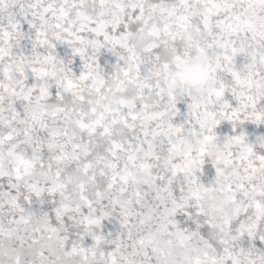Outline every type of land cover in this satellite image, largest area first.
I'll return each mask as SVG.
<instances>
[{
  "label": "snow or ice",
  "instance_id": "6c2138e0",
  "mask_svg": "<svg viewBox=\"0 0 264 264\" xmlns=\"http://www.w3.org/2000/svg\"><path fill=\"white\" fill-rule=\"evenodd\" d=\"M238 4L243 6L240 12ZM127 5L120 9L123 18L113 17L110 29L105 24L87 27L102 40L69 33L96 50L93 91L99 98L86 101L79 96L85 107L92 105L91 119L84 110L71 119L63 96L47 85L11 92L18 119L6 138L20 140L36 159L47 158L50 171L55 160L69 174L65 182L57 168L46 191L29 186L33 194L27 201L15 194V185H9L13 191L0 193V264H168L150 231L161 205L163 215L195 230L192 235L203 245L188 264H234L229 248L223 249V258L216 255L229 239H241V253L255 251L264 257V186L255 179L264 169V155L256 158L259 166L249 159L255 155L254 145L247 117L241 118L242 110L251 107L256 109L250 113L252 123L264 124V0H127ZM85 28L81 25V31ZM254 47L262 53L259 58ZM105 49L117 57V71L108 81L101 68ZM77 54L85 69L92 67L79 47L72 49L71 55ZM192 67L205 70L190 78L186 72ZM178 79L186 89L177 87ZM74 87L68 80L67 89ZM3 100L0 94V111ZM225 121L227 145L247 146L240 153L242 172H237L235 188L222 186L224 194L208 219L202 206L197 212L180 195L184 188L177 189L176 178L182 166L175 161L183 154L179 145L185 143L180 139L185 131L207 128L223 135ZM59 137L66 142L60 143ZM4 139L0 135V145ZM257 140L264 142V136ZM213 164L215 174L223 176L234 161L220 157ZM73 181L80 192L75 200L64 191ZM88 185L95 188L92 197L85 194ZM221 218L228 231L217 242L214 221Z\"/></svg>",
  "mask_w": 264,
  "mask_h": 264
},
{
  "label": "clouds",
  "instance_id": "9594fccd",
  "mask_svg": "<svg viewBox=\"0 0 264 264\" xmlns=\"http://www.w3.org/2000/svg\"><path fill=\"white\" fill-rule=\"evenodd\" d=\"M121 7H128L127 0H103V3L101 0H83V2L81 0H0V85L3 86L0 94L4 97L3 110L0 111V122H2L0 123V135L5 137L4 143L0 145V193L13 191L9 185H15V194L22 195L27 201L33 194L29 186H37L46 191L52 186L57 168L62 170V179L67 181L69 173L63 163L58 164L52 160L50 171L47 158L36 159L34 154L25 150L20 140L9 141L6 138L9 128L16 126L15 122L18 119L11 108L13 99H15L11 92L22 89L24 86L31 87L32 84L37 85L38 91L39 87L47 85L50 90L54 89L63 96L62 106L68 109L71 119L79 117L82 110L86 111L87 118L91 119L93 117L92 105L87 104L85 107L79 96H84L86 101L99 98L98 94L93 91V82L96 79L93 57L96 55V50L91 45L80 44L76 40V35L84 39L102 40L103 37H97L95 33L87 31V27H98L100 24H105L106 30L110 29L114 16L123 18ZM242 7L238 4L236 11L240 12ZM80 13H84V16L79 15ZM32 25L36 27L33 28ZM81 25L86 26L84 31H81ZM37 32L41 33L39 37ZM69 33L76 35L70 36ZM69 39L73 41V44L64 43ZM44 40L55 43L57 47L50 49L42 43ZM134 44L139 50L141 42L136 40ZM75 47L83 50V55L92 65L91 68H84V62L78 54L71 55ZM252 51L257 54L258 58L262 55L255 47ZM105 53L101 68L104 70L102 75L105 81H108L117 71L114 67L117 57L107 54L106 49ZM49 57H55V59ZM33 69L36 71L33 72ZM204 70L192 67L187 70L186 75L190 78H197ZM176 71L180 70L176 69ZM82 75H86L87 79H81ZM68 80L75 85L71 90L67 89ZM108 86L106 84L105 89ZM177 87L186 89L187 85L178 79ZM73 109H75L74 112ZM210 110H212L211 106ZM255 110L251 107L242 110L241 118L247 117L245 126L249 127L250 142L254 145L255 155L249 159L259 166L256 158L264 155V142L258 141L257 137L264 136V124L252 123L250 113ZM216 111L219 112L220 109L217 108ZM55 119H63V117H55ZM228 134L227 121H225L223 135L216 129L208 131L205 128L199 129L198 133L185 131L180 137L185 143L179 145L183 154L175 161L182 166L176 178L177 189L182 186L184 191L180 195L189 198L186 204L195 207L197 212L202 206L203 210L208 213V219H211L214 208L218 207L219 200L224 194L221 191L222 186L227 188L228 185H232L235 188L239 180L237 172H242L240 153L247 145L235 142L227 145ZM13 135L15 137V134ZM209 135L215 138L209 141L206 139ZM58 140L60 143L66 142L65 137H59ZM220 157L234 161V165L225 167L223 176L215 174L216 165L213 164V160ZM201 161L204 163L201 164ZM255 179L258 185L264 186V169L255 174ZM64 191L65 195L73 200L80 195L75 181L68 183ZM94 191V186L88 185L85 194L92 197ZM3 204L5 206L4 215L7 218L10 210L7 198L3 200ZM172 206L170 202L167 205L169 208ZM253 211L256 210L253 209ZM163 212L164 205H161V215L156 217L150 228L154 246L157 247L161 260L167 261L168 264H188L189 260H194L199 255L196 250L202 248L203 245L198 237L192 235V231L195 230L181 226L176 217L165 216ZM216 216L221 217V213L216 212ZM214 222L217 224L214 238L219 242L223 238L222 231L226 233L228 226L224 224L222 218ZM232 234L237 235L235 232ZM225 247L232 252L230 259L234 264H249L250 260L255 261L256 264H264V257L255 251L251 255L247 250L241 253V248H245L241 239H229L227 244L221 245L216 253L218 257L225 256L223 251ZM89 259H92L90 254Z\"/></svg>",
  "mask_w": 264,
  "mask_h": 264
}]
</instances>
